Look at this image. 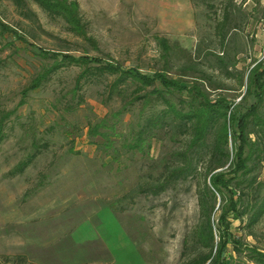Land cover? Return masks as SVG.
Masks as SVG:
<instances>
[{"label": "rangeland", "instance_id": "1", "mask_svg": "<svg viewBox=\"0 0 264 264\" xmlns=\"http://www.w3.org/2000/svg\"><path fill=\"white\" fill-rule=\"evenodd\" d=\"M69 1L78 3L90 41L34 0H22V9L16 0H0V20L9 27H0V110L14 111L0 145V264H17L20 256L28 264H183L185 240L200 217L197 183L158 197L134 192L152 162L128 156L119 140L117 157L106 156L88 136L92 124L112 120L110 114L122 108L118 97L108 99L111 78L84 84L81 104L73 99L76 65L64 67L20 106L22 93L54 62L41 58L40 49L111 60L152 75L168 68L158 42L165 38L178 48L170 59L175 75L199 49V62L209 49L220 52L216 26L227 10L230 42L243 51L238 68L247 70L264 61V0ZM218 81L233 89L226 94L232 100L245 92L237 77ZM139 110L123 115L120 133L129 131ZM37 151L24 173L12 175ZM163 152L154 142L151 159ZM232 233L255 244L237 221ZM228 256L235 257L231 244Z\"/></svg>", "mask_w": 264, "mask_h": 264}, {"label": "trees", "instance_id": "2", "mask_svg": "<svg viewBox=\"0 0 264 264\" xmlns=\"http://www.w3.org/2000/svg\"><path fill=\"white\" fill-rule=\"evenodd\" d=\"M34 1L51 16L63 18L71 32L90 41L77 2ZM16 2L22 9V0ZM231 21L232 13L227 10L217 23L220 52L209 49L204 61L199 62V49L197 58L186 56L175 75L170 71V59L178 48L165 38L158 42L168 68L152 75L137 68L125 69L111 60L87 55L75 58L40 49L41 58L54 62L34 77L20 102L23 106L31 92L67 65L80 68L73 92V99L80 104L84 101L79 94L84 84L111 78L106 85L108 99L118 97L122 108L110 114L112 120L106 117L92 124L88 136L106 156L117 157L119 149L115 145L119 140L128 156L140 154L152 162L134 192L158 197L191 180L197 183L200 217L185 240L183 264H264V248L259 245L264 242V61L247 70L238 68L243 51L230 42ZM0 27L9 31L1 20ZM218 77L239 78L245 89L239 101L226 95L233 89ZM137 107V121L128 124L127 133H120V119ZM13 114L0 110V145L7 137V122ZM156 141L163 145L164 152L160 159H151ZM37 154L19 163L12 175L24 173ZM236 221L255 244L232 233ZM230 244L235 257L228 256ZM14 260L28 264L25 257Z\"/></svg>", "mask_w": 264, "mask_h": 264}]
</instances>
